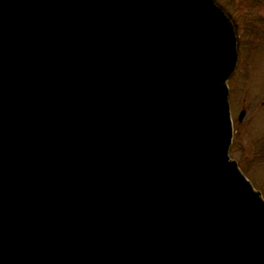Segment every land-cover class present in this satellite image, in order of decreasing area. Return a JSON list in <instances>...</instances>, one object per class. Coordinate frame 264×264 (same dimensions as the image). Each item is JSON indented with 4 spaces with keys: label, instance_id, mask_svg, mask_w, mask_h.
Segmentation results:
<instances>
[{
    "label": "water",
    "instance_id": "water-1",
    "mask_svg": "<svg viewBox=\"0 0 264 264\" xmlns=\"http://www.w3.org/2000/svg\"><path fill=\"white\" fill-rule=\"evenodd\" d=\"M237 58L216 0H0V264H264Z\"/></svg>",
    "mask_w": 264,
    "mask_h": 264
},
{
    "label": "rangeland",
    "instance_id": "rangeland-1",
    "mask_svg": "<svg viewBox=\"0 0 264 264\" xmlns=\"http://www.w3.org/2000/svg\"><path fill=\"white\" fill-rule=\"evenodd\" d=\"M239 33L240 65L233 73L230 107L233 137L230 154L237 159L264 198V0H229ZM246 109L242 120L237 111Z\"/></svg>",
    "mask_w": 264,
    "mask_h": 264
}]
</instances>
